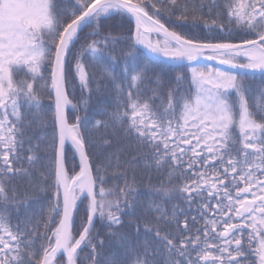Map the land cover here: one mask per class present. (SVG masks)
Masks as SVG:
<instances>
[{"label":"snow or ice","instance_id":"obj_1","mask_svg":"<svg viewBox=\"0 0 264 264\" xmlns=\"http://www.w3.org/2000/svg\"><path fill=\"white\" fill-rule=\"evenodd\" d=\"M176 13L178 20L203 21L209 31H235L244 38L240 43L186 38L161 23V16ZM114 14L134 21V31L101 35L102 19ZM86 27L92 28L87 35L99 39L74 52ZM152 34L162 39L154 42ZM118 44L125 47L116 53ZM205 52L228 70L194 66ZM147 53L187 61L189 86L181 91L187 76H178L175 88L161 75L150 76L156 69L144 63ZM70 59L72 78L82 90L94 75L87 62L102 67L116 92V108L94 127L118 124L131 141L120 152L145 150L143 164L136 156L120 161L118 153L100 163L90 158L89 122L76 116L69 123L66 115ZM257 74L261 87L244 83V77ZM44 93L54 104L48 145L53 154L41 163L40 143L34 144L27 130L33 111L44 110ZM257 93L264 100V0H0V264H101V259L104 264H264V103H250ZM66 148L78 164L70 163ZM141 166L179 181L173 190L186 207L173 205L170 215L158 205L141 209L156 214L151 227L146 216H137L156 245L145 243L141 252L139 243L130 246L120 236L123 256L105 258L94 221L106 219L112 228L123 224L124 209L136 215L139 201L130 203L129 197ZM38 168L46 170L40 180L51 179L47 187L54 189L48 218L33 223L28 216L12 225L9 206L19 210L21 188L32 186ZM109 169L112 178L123 179V187H105ZM81 206L86 222L76 228ZM85 249L90 251L81 255Z\"/></svg>","mask_w":264,"mask_h":264},{"label":"trees","instance_id":"obj_2","mask_svg":"<svg viewBox=\"0 0 264 264\" xmlns=\"http://www.w3.org/2000/svg\"><path fill=\"white\" fill-rule=\"evenodd\" d=\"M205 12H207V9H205ZM101 23L103 25L101 29V35L111 33L113 37L118 35L126 36L129 28L134 30L133 22L129 24L127 20H122L118 14L103 18ZM169 27H173L185 35V37L193 38L199 42L236 43L241 42L244 38L243 33L238 34L235 31H233L231 34H229L227 31L220 30L209 31L203 26V21H196L194 23L192 19L185 22L184 24L177 26L173 25ZM91 31V27L84 28L83 33L81 34L80 42L77 43L73 49L74 52L78 53L82 46L86 45L92 40L99 39V37L87 35ZM123 47H125V45L118 44L115 49L116 53H119V50ZM139 51L143 52L141 50ZM118 59L122 58L118 57ZM144 63L156 69L155 73H149V75H161L168 88L177 87L176 78L178 76H187L186 80L181 81V91L189 86L187 80H190L191 68L187 65H171L160 62L151 57L150 59L146 58ZM70 64L73 71L70 73L69 85L67 87L68 99L71 102L69 108L67 109V117L69 123L75 122L76 116L81 117L82 121L87 120L89 122L87 130L85 131V138L87 140L86 150L88 151L90 158L95 163H100L104 159L105 155L109 153H118L120 161L128 160L131 159L132 156H136L141 161V164H143V161L146 159L145 150H140L137 152L133 148L122 153L120 152V150L129 145L131 141L126 138V134L124 132L120 131V126L118 124L112 126L110 123L108 128L94 127V123L97 120L108 121L109 115L116 108V92L113 85L104 77L102 73V67H94L90 60L87 62L88 71L94 75L92 76V83L89 84L88 88L82 90L78 79L72 78L74 76L75 60L70 59ZM205 66L207 65H201L197 67ZM207 67L215 69L211 66ZM115 71H118V69ZM261 79L262 77L259 74L255 77L246 76L244 77V83L251 85L254 89H256L261 87ZM40 99L42 105H44V110L40 112L33 111V113L29 116L28 119L32 120L33 123L32 126L27 130V135L33 137L32 142L34 144L38 142L40 143L41 151L39 155L42 158L41 163H46L47 158L51 157L53 154L52 149L48 147V145L52 143V120L54 115V104L47 93L42 94ZM85 101L87 103H85ZM250 103H264V100H261L257 93L256 99L250 101ZM48 105H53V110H48ZM73 106H75L74 109ZM106 140H110L111 143L106 144ZM66 150L68 152V156L72 157L70 163L78 164V156L75 155L70 148H66ZM115 163L116 160L114 158L113 164L115 165ZM23 166L25 168L28 167L26 162ZM78 170L79 169L77 167L76 171ZM43 171L46 170L43 168H38V170L35 171L36 179L32 181L31 187H29L26 183L23 184L21 188L22 202L19 204V210L17 211V208L14 206H9V219L12 225H16L28 216L32 217L33 223L37 222V220H40L42 223L43 220L48 218L51 196L54 192V189L47 187V185H51V179L47 180V182L40 180V173ZM113 171L114 169H109V180L105 187H123L124 181L122 178H112L111 173ZM129 176H131V173H129ZM136 180L137 183L135 185L134 194L133 196L129 197L130 203L134 198L139 201L136 209V215H133L127 209H124L123 213L121 214V220L123 221V224L121 226H113L112 228L107 226L106 219L101 221L97 218L94 222L95 227L93 229V234L96 235L98 233V239L104 241V248L102 250L98 249V251H102V254L105 258H111L115 256L117 259H119L121 256H123L124 248L121 247V244L118 242L120 240V236L126 237L130 246H137L139 243L141 246V252L143 251L142 245L145 243L149 248H152L156 245L157 242L153 239L152 232L145 231V222L137 219V216H146L147 222L151 227L156 223V214L150 211H141V209L147 210L149 204L153 206L158 205L170 215L173 205H179L180 208L186 207L185 202L181 199L180 193L173 190L178 189L180 182H169L167 179V172L158 174L154 170H147L141 166L136 169ZM74 221L76 228H79L82 221L86 222V215L83 206H81L79 213L74 216ZM137 225H139V231H137ZM110 232H115L117 235L110 236ZM74 236L78 238L77 231H74ZM88 251L90 250L85 249L84 253L81 255H84ZM78 264H82V262L78 260ZM101 264H104L103 259H101Z\"/></svg>","mask_w":264,"mask_h":264},{"label":"water","instance_id":"obj_3","mask_svg":"<svg viewBox=\"0 0 264 264\" xmlns=\"http://www.w3.org/2000/svg\"><path fill=\"white\" fill-rule=\"evenodd\" d=\"M135 24V23H134ZM139 49L143 50L144 52L146 51L143 46H137ZM205 53H209V52H205ZM147 55H149L150 57L154 58V59H157L159 61H162V62H166V63H170V64H185V63H188L187 61H171V60H167L165 59L163 56H160V55H152L151 53H147ZM198 64H210V65H213V66H216L218 68H221V69H224V70H228L226 68V66L224 65H221L217 60H210L208 59L207 56H203L201 55L200 59H199V62ZM66 258V257H65Z\"/></svg>","mask_w":264,"mask_h":264},{"label":"flooded vegetation","instance_id":"obj_4","mask_svg":"<svg viewBox=\"0 0 264 264\" xmlns=\"http://www.w3.org/2000/svg\"><path fill=\"white\" fill-rule=\"evenodd\" d=\"M178 15H179V13H176L175 15H172L171 17H168L167 15H163V16L160 17V20H161L162 23H166L168 25L177 26V25H180V24H184L185 23L184 21H181V20L177 19ZM190 19L191 18H189V20Z\"/></svg>","mask_w":264,"mask_h":264},{"label":"rangeland","instance_id":"obj_5","mask_svg":"<svg viewBox=\"0 0 264 264\" xmlns=\"http://www.w3.org/2000/svg\"><path fill=\"white\" fill-rule=\"evenodd\" d=\"M151 40H153L154 42L156 41V40H154V39H152V38H150Z\"/></svg>","mask_w":264,"mask_h":264}]
</instances>
